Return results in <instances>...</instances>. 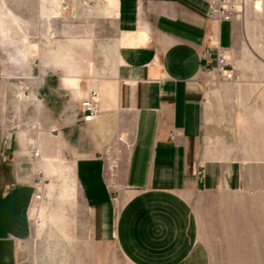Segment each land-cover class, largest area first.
<instances>
[{
    "label": "crops",
    "instance_id": "0c3cea01",
    "mask_svg": "<svg viewBox=\"0 0 264 264\" xmlns=\"http://www.w3.org/2000/svg\"><path fill=\"white\" fill-rule=\"evenodd\" d=\"M257 1L262 10L264 0H247L231 21L216 22L207 0H105L85 11L86 33L46 31L29 52L6 59L3 51L0 264H15L36 188L45 191L43 178L69 154L89 236L117 242L132 264H204L221 217L247 223L246 201L263 195L239 192V154L264 150L239 137L261 128L264 100L260 81L244 74L260 66H233L239 80L218 84L206 71L217 46L231 50V62L246 55ZM92 89L101 112L83 123Z\"/></svg>",
    "mask_w": 264,
    "mask_h": 264
},
{
    "label": "rangeland",
    "instance_id": "374dc122",
    "mask_svg": "<svg viewBox=\"0 0 264 264\" xmlns=\"http://www.w3.org/2000/svg\"><path fill=\"white\" fill-rule=\"evenodd\" d=\"M102 1L105 0H0V44L4 38V47L0 45V65L3 51L6 59L19 51L29 52L33 44H44L46 31L86 33L90 26L85 11ZM257 3L261 2H256V8ZM259 14L250 21L252 38L246 55L234 58L232 64L235 68L238 64L260 66L259 73L244 76L260 81L264 100V7ZM240 76L235 73L234 81ZM261 109L264 111V104ZM259 124L261 128L255 129V135L252 127L244 128L245 136L239 137V141L245 148L252 149L255 145L264 150V120ZM5 127L10 128L7 122ZM239 155L246 160L244 184L239 192L262 194L257 203L261 208L251 200L246 201L248 206L241 214L247 223L238 227L230 222L226 224L227 216L221 217L222 225L213 226L214 239L209 242L213 247L207 250L209 256L204 264H264V152L245 151ZM66 156L54 163L51 176L43 178L44 197L32 207L26 235L16 241L15 264H132L117 242H96L89 236L84 202L78 195L71 169L73 158L70 154ZM65 185L72 189V195L63 194ZM235 228L238 230L233 231Z\"/></svg>",
    "mask_w": 264,
    "mask_h": 264
},
{
    "label": "built area",
    "instance_id": "2783aa9c",
    "mask_svg": "<svg viewBox=\"0 0 264 264\" xmlns=\"http://www.w3.org/2000/svg\"><path fill=\"white\" fill-rule=\"evenodd\" d=\"M208 9L207 16L210 20L216 22H228L231 21L234 16L242 12L247 0H207ZM211 43V41H210ZM209 49V48H208ZM209 51H206L208 53ZM231 50L217 46L215 66L207 70L208 75L214 74L218 81L233 82L235 80V73L233 64L230 60ZM25 94L29 97L32 94V90L29 87L25 88ZM101 112V102L99 94L96 90L92 89L89 96L81 102L80 122L90 123L96 119ZM34 159L40 157L38 150H35L32 154ZM38 175H42L38 172ZM42 179L38 178L37 183L42 184ZM44 197L43 186L36 188L35 200L40 202Z\"/></svg>",
    "mask_w": 264,
    "mask_h": 264
},
{
    "label": "bare ground",
    "instance_id": "6f19581e",
    "mask_svg": "<svg viewBox=\"0 0 264 264\" xmlns=\"http://www.w3.org/2000/svg\"><path fill=\"white\" fill-rule=\"evenodd\" d=\"M257 4H258V5H257V8H258V9H261V7H260L261 4H260V3H257Z\"/></svg>",
    "mask_w": 264,
    "mask_h": 264
}]
</instances>
